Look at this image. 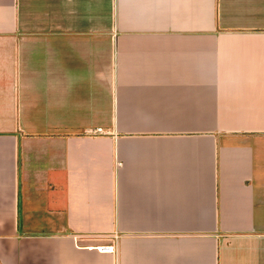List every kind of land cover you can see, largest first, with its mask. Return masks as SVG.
I'll return each mask as SVG.
<instances>
[{"label":"crops","instance_id":"0c3cea01","mask_svg":"<svg viewBox=\"0 0 264 264\" xmlns=\"http://www.w3.org/2000/svg\"><path fill=\"white\" fill-rule=\"evenodd\" d=\"M0 264H264V0H0Z\"/></svg>","mask_w":264,"mask_h":264},{"label":"built area","instance_id":"2783aa9c","mask_svg":"<svg viewBox=\"0 0 264 264\" xmlns=\"http://www.w3.org/2000/svg\"><path fill=\"white\" fill-rule=\"evenodd\" d=\"M94 131H97V132L101 131L100 127H95ZM97 249L100 251L113 252L115 249V246L112 243H105V244L97 245Z\"/></svg>","mask_w":264,"mask_h":264}]
</instances>
